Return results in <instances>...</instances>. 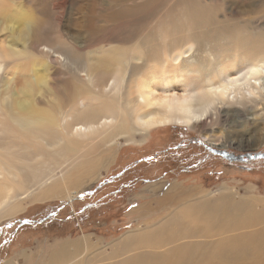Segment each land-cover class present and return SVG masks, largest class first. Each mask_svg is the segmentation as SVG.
<instances>
[{"label":"bare ground","instance_id":"6f19581e","mask_svg":"<svg viewBox=\"0 0 264 264\" xmlns=\"http://www.w3.org/2000/svg\"><path fill=\"white\" fill-rule=\"evenodd\" d=\"M214 3L107 0L123 13L156 15L158 27L137 21L133 34L86 51L92 33L76 40L77 24H61L42 0H0V221L28 199L75 200L122 139L145 142L157 126L186 125L225 147L264 144V27L239 38V29L215 26ZM109 20L107 30L122 19ZM222 119V134H208ZM166 186L144 188L155 200L133 211L143 221L108 245L91 235L61 241L39 262L35 252L22 255L27 264H264V196Z\"/></svg>","mask_w":264,"mask_h":264},{"label":"rangeland","instance_id":"374dc122","mask_svg":"<svg viewBox=\"0 0 264 264\" xmlns=\"http://www.w3.org/2000/svg\"><path fill=\"white\" fill-rule=\"evenodd\" d=\"M204 1L211 4V0ZM42 2L45 10H51L50 13L53 14V16H58L57 18L60 17L63 20L61 24L65 25L66 22L64 21L69 18L72 19V23L77 24V27H74L75 29L72 28L73 30L69 25V29H71L76 40H78L77 38H81L83 30H88L92 33L93 43H91L92 46L87 48L86 51H95L106 44L116 43V41H110L109 39V37L114 35L125 36L127 34L126 36H129L133 34L131 30L134 29L133 24L137 21V25H142L145 19L147 21L149 20V25H152V32L156 29V26L158 27L156 24L158 21H155L157 19L156 15L151 16V13H145V10L138 11L140 15H138V12L123 13L119 11L117 7L106 4L107 0H42ZM258 3L259 5L249 7L248 3L237 2V0H217V3H214V5L210 7L212 15H215L214 22H217L215 26L239 29L241 33L239 38L248 37L249 29L256 26L264 27V3H262V0ZM55 4L56 6H54ZM178 6H180L179 3ZM157 8L159 7L155 9ZM54 10L56 11L55 13ZM174 10L176 9L174 8ZM111 11H113V13ZM116 16L122 19L121 24H116L115 27L107 30L106 20ZM140 16H143L142 18L144 19ZM138 18H141V23ZM46 25L54 28L57 34L60 33V31L64 33V28L60 27L58 32V28L51 21H48ZM145 31L150 30L147 28ZM140 35L141 34H139V36ZM251 112L259 116L257 122L263 120L260 118V114H263V110H258V107H256L252 109ZM261 123L264 122L262 121ZM225 124L226 122L222 119L220 124L215 125L216 127L213 126V132L211 128H209L207 129V133H214L215 136L221 135V129L225 130L224 128L227 127ZM201 136L202 135H200L197 129H192L189 126L178 123H171L157 126L155 129H152L146 139L147 142L146 140L142 143L124 142L122 139L121 141L123 144L119 145L115 159L101 169V177L92 182L87 189L78 193L75 200L51 199L32 202L31 199H28L26 203H29L23 211L0 221L1 228L12 221L18 220V218L24 219L31 214L38 218L37 221L42 218L44 220H46V218L52 219L49 221L50 223L46 222V224H49L46 226L23 228L22 232H24L25 235L20 232V235L18 234L19 236H16L12 245H8L7 249L0 254V264L5 263L6 259H15L22 264H27L22 255V252L25 250L32 251L33 253L35 252L37 254L36 260L39 262L43 256L48 255L50 251L57 248L58 243L61 241L76 240L84 236L92 235L94 240H101L104 244L108 245L110 242L118 239L128 229L137 226L143 221V217L138 218L137 214H133V211L144 202L155 200L153 198L155 197L153 196V192L150 190L147 192L144 189L148 185L165 182L168 188L171 183L177 180L187 187L200 186L203 189H211L212 194L218 191L223 185H228L235 186L236 188L234 189L241 194L246 193L248 195L255 194L264 196V157L255 158L252 161L231 163L218 156L216 161L209 163L206 172L203 171L199 174L186 175L166 173L168 169L166 166L168 162L166 157L169 156L166 152L181 142H190L194 151H201L199 142L194 141L196 138L201 139ZM216 139H218V137ZM216 141L215 144L218 143L220 147L228 148L230 151H236L238 153L255 152V155H258V153H263L264 151V144L262 143L255 145L251 141H246L239 145V147H237V144H235V146L230 145L225 147L222 146V143L218 142L219 140ZM152 156H156L157 159L155 162L145 160ZM131 165L135 166L133 171L138 172L132 175L130 173V178L136 179L133 183L135 184L134 190L131 191L125 188L122 190L123 194L120 192L116 193L114 190H116L118 185L116 183L112 184L111 182L113 181L106 184L105 181L110 179L113 175L122 173L125 168ZM216 171L217 173L215 174L214 172ZM138 181L140 182L136 184ZM123 184H125V182L121 185ZM249 185L254 186V188L251 189L252 191L245 189V187ZM90 191L93 192V195L90 194ZM112 192L114 193L113 195ZM143 194L148 197H141ZM91 203L99 207L86 210L84 213L80 212L81 206L85 208L87 204ZM157 215L159 214L157 213ZM144 219L147 218L145 217ZM34 263L36 264V261H34Z\"/></svg>","mask_w":264,"mask_h":264},{"label":"flooded vegetation","instance_id":"af4514ba","mask_svg":"<svg viewBox=\"0 0 264 264\" xmlns=\"http://www.w3.org/2000/svg\"><path fill=\"white\" fill-rule=\"evenodd\" d=\"M195 142H199V147L201 151H194L193 147L191 146V143L181 142L177 146H175L173 149L170 148V150L166 153L169 154V156L166 157L167 162V171L166 173L171 174H199L201 172H206L208 169L209 163H212L213 161L217 160V157L220 156L223 158V160L231 163L235 162H243V161H252L255 158H262L263 155H256L257 157H254L255 152H245V153H238L236 151H230L228 148L220 147L218 143H216L218 146L215 145V142H210L206 140L204 137L201 136V139H195ZM264 153V151H263ZM156 156L148 157L145 160L146 161H153L155 162ZM139 162V161H136ZM135 166H129L125 168V170L120 173L113 175L110 179H107L105 181L106 184H108L110 181L112 184H117L116 193L123 194V189H128L133 191L134 185L133 184L136 179L130 178L131 175L134 173H138L137 171H133ZM215 174L217 173L214 172ZM127 175V176H126ZM126 176V177H125ZM124 177V178H123ZM123 182L125 184L121 185ZM140 181L136 182L139 183ZM104 183V185H105ZM110 183V184H111ZM113 191V190H112ZM94 192V190H93ZM93 192L90 191V194L93 195ZM114 193L112 192V195ZM99 207L96 204H87L86 207H80V212L84 213L86 210L95 209ZM55 213V212H52ZM51 217V216H50ZM54 217V215H53ZM43 219V218H42ZM38 218L34 217L33 214H31L29 217L18 218L16 221H12L9 224H6L5 226L0 228V254L3 253L7 249V246H11L13 241L16 239V236L23 231V228L25 227H35V226H46L50 223L52 219L46 218V220L42 221ZM27 221V222H26ZM42 221V222H40ZM11 230V231H10ZM23 235L24 232H22ZM20 235V234H19ZM18 235V236H19Z\"/></svg>","mask_w":264,"mask_h":264},{"label":"water","instance_id":"95a60500","mask_svg":"<svg viewBox=\"0 0 264 264\" xmlns=\"http://www.w3.org/2000/svg\"><path fill=\"white\" fill-rule=\"evenodd\" d=\"M216 146H218L217 144H215ZM258 155L260 156V155H263L264 156V153H258ZM257 155V156H258ZM256 155H254V157H257ZM42 220H44V219H42Z\"/></svg>","mask_w":264,"mask_h":264},{"label":"snow or ice","instance_id":"6c2138e0","mask_svg":"<svg viewBox=\"0 0 264 264\" xmlns=\"http://www.w3.org/2000/svg\"><path fill=\"white\" fill-rule=\"evenodd\" d=\"M253 71H255V69H253ZM27 222V221H26Z\"/></svg>","mask_w":264,"mask_h":264}]
</instances>
